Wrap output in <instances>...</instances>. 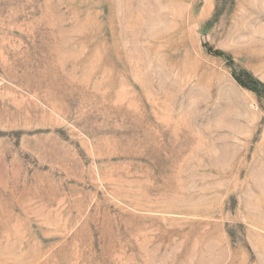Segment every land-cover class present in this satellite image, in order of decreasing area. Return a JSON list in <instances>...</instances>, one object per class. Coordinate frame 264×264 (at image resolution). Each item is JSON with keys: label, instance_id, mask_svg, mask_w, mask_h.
Returning a JSON list of instances; mask_svg holds the SVG:
<instances>
[{"label": "rangeland", "instance_id": "obj_1", "mask_svg": "<svg viewBox=\"0 0 264 264\" xmlns=\"http://www.w3.org/2000/svg\"><path fill=\"white\" fill-rule=\"evenodd\" d=\"M0 264H264V0H0Z\"/></svg>", "mask_w": 264, "mask_h": 264}]
</instances>
